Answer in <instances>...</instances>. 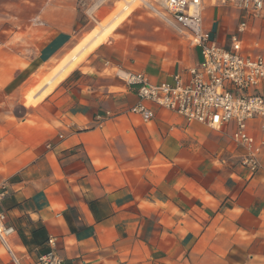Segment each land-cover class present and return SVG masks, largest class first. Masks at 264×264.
Returning a JSON list of instances; mask_svg holds the SVG:
<instances>
[{
    "label": "crops",
    "instance_id": "obj_1",
    "mask_svg": "<svg viewBox=\"0 0 264 264\" xmlns=\"http://www.w3.org/2000/svg\"><path fill=\"white\" fill-rule=\"evenodd\" d=\"M203 17L225 47L244 19L213 3ZM127 19L54 87L30 92L85 28L68 0H0V208L16 231L0 264H37L50 238L64 264H264L260 122L248 125L262 144L256 172L232 122L213 129L153 103L144 122L127 74L188 80L201 57L156 19L132 16L140 30L123 33ZM242 41L245 55L262 54L264 21L250 19Z\"/></svg>",
    "mask_w": 264,
    "mask_h": 264
},
{
    "label": "built area",
    "instance_id": "obj_2",
    "mask_svg": "<svg viewBox=\"0 0 264 264\" xmlns=\"http://www.w3.org/2000/svg\"><path fill=\"white\" fill-rule=\"evenodd\" d=\"M111 0H92L88 10L95 15ZM153 17L199 50L201 61L189 68V79L177 75L170 83L152 84L143 74H127L128 85L137 92L139 102L131 109L144 122L154 118L147 103L186 117L189 121L213 129L234 123V140L249 150L243 165L252 172L260 167L262 144L248 134L251 121L260 122L264 137V95L250 94L264 85V51L256 56L245 55L242 37L248 31L250 19L264 21V0H138ZM207 3L235 6L243 15L229 46L220 45L210 31L204 28L203 10ZM2 194L0 193V202ZM16 234L8 217L0 208V241L8 247V240ZM56 240L50 238V251L38 258L37 264H64L55 251Z\"/></svg>",
    "mask_w": 264,
    "mask_h": 264
},
{
    "label": "rangeland",
    "instance_id": "obj_3",
    "mask_svg": "<svg viewBox=\"0 0 264 264\" xmlns=\"http://www.w3.org/2000/svg\"><path fill=\"white\" fill-rule=\"evenodd\" d=\"M68 1H71L75 4L76 9H77L78 26L80 28H85L84 33L86 35L83 39H81V36H80L77 39L78 41H74L75 45H73L70 48L71 51L68 55H66L62 59H60V61H56L54 63L49 64L48 67H44L38 72V74L35 77L36 86L30 92L41 90L44 86V83H45V85L49 86V88L54 87L55 84L53 82H55L59 77H56L57 79H55V81L51 82V80H50L51 76L53 74H55V71L57 70V68H59L61 66L62 61H64L65 58L72 55L74 48H76V46H78L79 44L83 43L84 39L88 38V36H90V35L93 36L92 39H90L86 43L85 47H83L81 49V51L85 50L88 47L95 48V44L97 43V41H99V42L104 41L106 38L112 36L113 32L116 29H118L119 26L128 17H129L128 18L129 20L127 19V21H126L127 26L125 27L123 33L126 30V33H128L129 35L134 30H140V26H138V23L135 21H141V20H137V19H135V21L132 20V16H135V15H137L138 17H144L145 19H151V20L156 19L155 21H158L162 25L166 26L160 19L153 17L144 7H141L139 2H137V4L135 5L137 7L136 9L133 8L129 13L121 14L122 10H123L122 9V3H121L122 0H111L102 9H100V11L95 13V15H94L95 18H93V16H90L88 13V10L90 9V7L92 5V0H68ZM207 11L211 12V9L209 8ZM133 12H134V14H132ZM166 27H168V26H166ZM141 30H142V28H141ZM94 38H96L95 43H92V40ZM87 58H86V60H87ZM35 94H36V92H34V95ZM43 97H44V95L41 97L35 96V99H41ZM24 102H25V100H24Z\"/></svg>",
    "mask_w": 264,
    "mask_h": 264
},
{
    "label": "bare ground",
    "instance_id": "obj_4",
    "mask_svg": "<svg viewBox=\"0 0 264 264\" xmlns=\"http://www.w3.org/2000/svg\"><path fill=\"white\" fill-rule=\"evenodd\" d=\"M121 2V1H120ZM138 0H122V13H129L133 8L136 9L135 6L137 4ZM92 35L88 36V38H85L83 43H81L76 49H74L72 55L65 58L64 61H62V64L57 70L55 71V74H53L50 78L51 82L55 81L57 79L56 77L64 76L69 73V71L78 63L79 61V55L78 53L81 51L83 47H85L86 43L92 39ZM59 75V76H58ZM55 83V82H53Z\"/></svg>",
    "mask_w": 264,
    "mask_h": 264
},
{
    "label": "trees",
    "instance_id": "obj_5",
    "mask_svg": "<svg viewBox=\"0 0 264 264\" xmlns=\"http://www.w3.org/2000/svg\"><path fill=\"white\" fill-rule=\"evenodd\" d=\"M47 253H48V252H47ZM47 253H46V254H47Z\"/></svg>",
    "mask_w": 264,
    "mask_h": 264
}]
</instances>
